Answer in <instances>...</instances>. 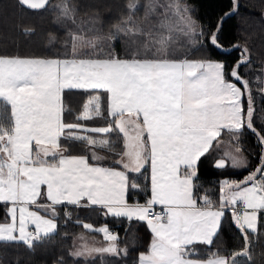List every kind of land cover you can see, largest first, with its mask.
<instances>
[{
  "label": "snow or ice",
  "instance_id": "1",
  "mask_svg": "<svg viewBox=\"0 0 264 264\" xmlns=\"http://www.w3.org/2000/svg\"><path fill=\"white\" fill-rule=\"evenodd\" d=\"M48 3L16 0L29 11ZM237 8L233 0L232 11ZM51 10L64 32L48 37L56 51H0V242L34 249L56 234L58 207L75 206L145 222L152 239L136 264H248L264 213V154L242 180L220 181L218 200L196 194L199 161L219 147L225 130L237 142L250 130L264 146V124L259 131L254 126L250 72L242 71L251 62L247 45L230 68L209 51L190 56L222 46L218 31L198 28L182 0H128L107 30L97 18L78 23L71 0ZM74 91L85 99L71 109L65 95ZM229 160L233 168L247 166L237 147L224 151L215 167L225 169ZM133 192L149 198L130 203ZM229 209L243 248L212 251ZM83 228L103 233L106 246L82 245L70 256L128 255L107 226ZM198 245L208 248L206 259Z\"/></svg>",
  "mask_w": 264,
  "mask_h": 264
},
{
  "label": "trees",
  "instance_id": "2",
  "mask_svg": "<svg viewBox=\"0 0 264 264\" xmlns=\"http://www.w3.org/2000/svg\"><path fill=\"white\" fill-rule=\"evenodd\" d=\"M59 0H49L47 8L43 10L29 11L22 9L16 4V0H0V51H7L11 54L19 52L22 55H48L51 51H56L55 47L49 45L48 37L55 35L63 37L64 32L55 23V15L52 5ZM146 4L147 0H140ZM192 11L191 15L199 26L206 30L211 28L218 31V42L221 48H201L198 51H190L193 58L200 56L203 52L209 51L212 58L225 62L229 68L240 58L242 48L247 45L250 50V63L246 64L242 71L250 72L252 80V95L255 101L254 126L260 130L264 124V94L260 92L263 84L257 81V77L264 78V0H238V8L233 9V0H182ZM77 7V22L88 21L90 18L102 20L105 30L108 25L115 23L123 14L124 6L128 0H71ZM228 15H225V14ZM138 15H143V9ZM24 29H34V32L25 34ZM239 45V47H236ZM179 47V45H178ZM78 92L67 93L65 104L75 109L83 102ZM245 108L247 98L244 100ZM104 125L103 121L94 122V126ZM226 133V132H225ZM223 133L220 139H226L231 144L239 146V150L244 154L247 167L238 172L231 173L232 178L241 179L250 169L257 167L260 157L264 154L262 146L257 137L245 129L239 141L230 140L229 134ZM113 138H115L113 136ZM215 145V144H214ZM212 146V149L214 147ZM211 149V151H212ZM211 151L201 158L198 164V186L197 195H209L214 201L218 200L220 173L208 163ZM83 154V153H73ZM104 155V152H100ZM145 173L140 177V182L145 183ZM144 192H133L130 203L139 201L144 203L148 199ZM58 230L42 243H38L34 249H28L20 243L0 242V264H56L63 259L65 264H136L139 253L147 249L151 239L150 230L133 219L114 218L105 216L99 209L78 208L75 206H62L57 209ZM71 213L69 219L65 212ZM5 208L0 204V222L5 219ZM81 221L80 224L77 221ZM93 226L105 225L111 232L119 237V247H128L129 252L113 257L109 254L103 256L97 254L85 260L84 257H73L72 252L75 239L80 236H89L91 239L100 240L105 246L103 233L89 231L83 228V224ZM258 234L251 236V261L248 264H264V213H258ZM200 251V258H207L208 248L197 246ZM217 248L226 249L228 253L239 251L243 248V240L235 225L231 222V210L229 209L219 230L211 250Z\"/></svg>",
  "mask_w": 264,
  "mask_h": 264
},
{
  "label": "rangeland",
  "instance_id": "3",
  "mask_svg": "<svg viewBox=\"0 0 264 264\" xmlns=\"http://www.w3.org/2000/svg\"><path fill=\"white\" fill-rule=\"evenodd\" d=\"M242 49H243V48H242ZM241 52H242V50H241ZM240 55H241V53H240ZM225 132L227 133V130H225ZM237 147L239 148L238 145H236V144H231V142L227 141L226 139H222V141L219 142V147H218L216 144L214 145V147H213V149H212V151H211V153H210L209 158H214V159L219 158L220 155H221L224 151L229 150V149H233V150H234V149H236ZM240 158H241L242 161L246 162V165H247L246 158H245L244 154H243L241 151H240ZM260 163H261V160H260ZM260 163H259V165H260ZM246 167H247V166H246ZM246 167L233 168V167L231 166V161L229 160V161H228V167L225 168V169H220V170H219V172H220V181L225 180V179H227V180H236V181L242 180L245 176H247L250 172L255 171V169L257 168V167H255V168H253V169H250V171H248L246 174H244L243 177H242L241 179H238V178H232L231 173H233V172H238V171H240V170L245 169ZM101 227H104V225H102ZM101 227H99V228H101ZM80 236L83 237V239H88V237H89V236H84V235H80ZM80 236H78V237L75 239V242H76V241L78 242V240H80L79 243L82 245L81 242L83 241V239H81ZM103 238H104V236H103ZM76 244H78V243H75V245H74L73 248H72V252L76 250V246H78V245H76ZM84 245H85V244H84ZM79 247H80V246H79Z\"/></svg>",
  "mask_w": 264,
  "mask_h": 264
},
{
  "label": "crops",
  "instance_id": "4",
  "mask_svg": "<svg viewBox=\"0 0 264 264\" xmlns=\"http://www.w3.org/2000/svg\"><path fill=\"white\" fill-rule=\"evenodd\" d=\"M264 79V78H263ZM263 87H264V84H263ZM100 126H104V125H100ZM225 133V132H224ZM225 134H228V133H225ZM220 141H222V139H220ZM219 141V142H220ZM216 159H218V158H216ZM216 159H214V158H209L208 159V163L212 166V167H214V168H216L218 171L220 170L219 168H217V167H215V161H216ZM220 173V172H219ZM157 206H159V205H157ZM140 223L144 226V228L146 229V230H149L148 229V227H147V224L145 223V222H141L140 221ZM102 225H100V226H93V228L94 229H98L99 227H101ZM105 226V225H104ZM113 233V232H112ZM114 234V233H113ZM81 237V236H80ZM151 239H152V236H151ZM151 239H150V241H151ZM80 242V240H78V242L76 241V242H74V245H75V243H78V244H76V245H78V246H76V248H78L79 246H82V245H87V247H102V246H105L100 240H98V239H91V238H88V239H83V241L81 242L82 243V245L79 243ZM204 259H206V258H204Z\"/></svg>",
  "mask_w": 264,
  "mask_h": 264
},
{
  "label": "built area",
  "instance_id": "5",
  "mask_svg": "<svg viewBox=\"0 0 264 264\" xmlns=\"http://www.w3.org/2000/svg\"><path fill=\"white\" fill-rule=\"evenodd\" d=\"M155 210H156V211H159V210H160V206H156V207H155ZM230 210H231V209H230Z\"/></svg>",
  "mask_w": 264,
  "mask_h": 264
}]
</instances>
